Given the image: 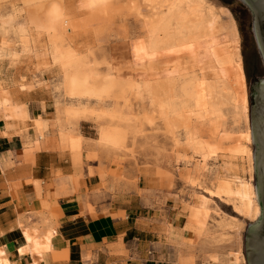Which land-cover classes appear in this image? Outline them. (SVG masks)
<instances>
[{
  "label": "crops",
  "instance_id": "obj_1",
  "mask_svg": "<svg viewBox=\"0 0 264 264\" xmlns=\"http://www.w3.org/2000/svg\"><path fill=\"white\" fill-rule=\"evenodd\" d=\"M23 77L10 76L0 92V264H202L208 249L193 232L198 216L183 217L150 191L144 167L135 184L116 182L111 171H136L119 166L120 151L110 153L117 137L99 143L85 120L71 134L49 95L27 90ZM13 118L28 124L7 127ZM47 232L50 249L32 253L31 238L43 243Z\"/></svg>",
  "mask_w": 264,
  "mask_h": 264
},
{
  "label": "rangeland",
  "instance_id": "obj_2",
  "mask_svg": "<svg viewBox=\"0 0 264 264\" xmlns=\"http://www.w3.org/2000/svg\"><path fill=\"white\" fill-rule=\"evenodd\" d=\"M101 1L99 0L97 3L95 2L91 8H87L83 7L86 6L87 0H0V48L15 55L14 61L11 62L9 59L5 58L3 59L4 62L0 64V92L3 87L9 85L10 76L13 75L14 77H20L22 75V77H27V90H38L44 95L48 94V100L52 104L55 103L54 106L61 105L70 110L83 106L76 101L62 97V73L60 67L56 66V63L51 66L48 61L53 43L47 38L46 39L50 44L45 38L43 39L42 36L39 35V32H37V29L44 31L43 29H46V25L57 21L52 15L56 16L58 13V16L61 17L65 10L74 13H82L85 18L89 15H91L92 18L94 17L93 20L96 21V24L99 27H101L100 32L104 37V41L97 42L94 41L93 38H90L85 40L83 45L79 46L81 53L85 48L91 50V56H93L92 60H94V63L96 64H94L95 67L93 66L94 72L97 73V75L103 76L106 73H109V71H107L109 68H112L114 69L112 72L114 71V73L119 74L121 77H125L124 79L126 80H133L137 75H141L140 78L137 79V87L135 90L138 92V96L136 99H134L133 93H128L127 104L121 101L117 103L115 108L107 103L97 106V108L100 107L104 112L111 111L112 118L115 116L114 121L118 124L117 139L119 144L117 145L116 150L110 153L120 151L117 152L121 153L122 156L119 166L124 167L127 165L135 167L136 170L134 175L123 173L119 176H116L114 171H111L113 179L116 182H124L129 185L135 184L140 173L139 169H142L139 167H144L146 170L145 174L149 176V179L153 181L152 183H154L155 186V188L150 191H154L156 195L161 196V200L166 202V205L172 206L174 208L173 210L176 212L179 213V211H181L183 217L193 219L195 216H198L199 221L197 224L192 223L193 232L195 238H199V236L201 239L204 238L205 243L203 245L208 249V251H206L207 254L214 251L217 253L218 257L224 261V264H228L232 257H234L239 251L244 258V264H246L243 247L244 232L247 223H253L256 222V220L253 222L247 221L244 224L239 250L235 248L230 249L231 245L224 246L226 249L221 246L211 249L213 246L211 245V235H209L210 233L208 232L205 233V231L208 228H213V226L219 222L225 220H238L239 216L236 215L228 205L214 197L211 193V189L208 187V180L213 171L214 164L212 162L203 163L199 160L197 161L196 159L193 160L189 158V154L183 144L182 136L179 133L175 134L174 144L172 145V141H170L172 139H169L170 136L164 131L160 117V110L162 113L166 112L168 108L179 112L181 108H186L188 111L190 110L195 114L198 109L197 104L200 103L198 98L201 99L199 96H202L203 94L201 93V86L198 87V85H200L198 81L195 83V75H200V79L204 80L203 82L206 84L212 82L210 80L219 78L220 75H217L218 77L212 75V72L205 64V56H200L201 60L199 61L201 62L195 59V57L190 59L189 55L183 49V45L178 46L177 42L185 39L183 36L184 34H182V36L180 35V37L176 33L177 28L170 16H165L161 22L160 29L154 32L150 38H147L139 27L141 23V15H145L149 24H155L157 18L152 14L144 0H130L131 5H128L126 0H107L108 3L106 0H103L105 3ZM205 1L212 6L213 13L218 17L219 23H223L226 20V13H222L224 10L233 19L237 34L236 46L238 54L240 55L241 68L244 74L240 35L234 15L220 0ZM82 2H85L86 4H83ZM55 6L59 8L60 13ZM55 10L58 12H55ZM138 14L141 15L139 16ZM107 21L111 24V29L105 28V25L108 24ZM169 32H172L170 33L171 35ZM167 36H169L168 40ZM177 37L181 39H178ZM218 38L221 37L218 36ZM169 40L174 42H170V44L173 45L169 44ZM166 43L169 45H166ZM227 43L232 49L233 46L230 42L227 41ZM58 46L57 50H66L67 48L66 42L64 41L58 42ZM132 47L143 48L145 52L147 51L146 53L149 54H161L163 52L161 54L162 57L157 60L159 62L156 61L153 65L146 63L145 66L137 68L133 65V60L130 58L129 54ZM71 48L74 49V46L71 45ZM147 49L150 50V52ZM171 50L173 53L170 52ZM164 52L166 53V57L172 53L171 56L178 61V68L172 67L174 80L169 83L167 82L169 93L167 92L168 94L166 93L160 97L159 101H155L151 89L153 87V81L156 79L157 72H161L162 67L159 66H162L163 64L161 61L165 55ZM194 60H197L198 62L196 63ZM230 73H233L235 76L237 75L235 63H232L231 67L227 68L224 75H229ZM130 75L131 77H129ZM163 75L166 76V73L163 72ZM23 78L26 80L25 77ZM189 81H191V83ZM221 86L222 85H217V92L221 93ZM202 88H205V86ZM230 91V89L229 93L226 91V94H230ZM245 91L247 98L246 82ZM191 95L193 97H190ZM197 96L198 98H196ZM231 96V94L227 95L225 104L221 107V109L223 108L221 130L224 131H221V135L216 141H219V143L221 141L220 145L223 148L230 147L235 141H239L245 150L248 149L247 151L252 153L253 178L251 182L254 186V145L251 139L249 124L248 98L247 115L244 116L243 112L240 110V105H237L238 108H234V103L230 100L232 98ZM189 99L192 101H189ZM195 99L198 101L196 100V102ZM124 105H126L129 109L128 111L131 112L132 116H130V120L128 118L124 119L122 115H120L122 113L121 109L125 107ZM86 108L91 110L93 108L95 109L96 106L92 103L86 105ZM193 122H195V118H193ZM88 126V124L82 125L83 132H90ZM223 133L224 136H222ZM158 153H160L159 156L157 155ZM167 153H169L170 156L168 158H163L162 154L168 155ZM203 169H206L203 181L200 182V184H195L193 179L200 175L203 176ZM177 177H181V179L185 180L187 179L186 184L183 183L187 186L189 191L183 188L182 183ZM256 202L258 204L257 196ZM32 230L33 232H36L35 229ZM22 233L27 235L29 231L25 227L23 228ZM47 236L49 239L50 234L48 235V232L43 238V243L38 237L34 236L31 238L30 245L32 253L40 254V252L42 253L45 250L50 249ZM207 261L208 257L204 256L202 264H207Z\"/></svg>",
  "mask_w": 264,
  "mask_h": 264
},
{
  "label": "bare ground",
  "instance_id": "obj_3",
  "mask_svg": "<svg viewBox=\"0 0 264 264\" xmlns=\"http://www.w3.org/2000/svg\"><path fill=\"white\" fill-rule=\"evenodd\" d=\"M89 1L87 0V4L84 2L86 6L83 7L91 8L92 5L95 2L97 3L99 0ZM126 1L128 5H131L130 0ZM144 1L147 3V6L149 7L152 14L157 18L155 24H149L145 15L138 14L139 16L141 15V23L139 27L147 38H150L154 32L160 29L161 22L165 16H170L177 28V30L175 29L177 31L176 33L179 36L184 34L183 36L185 39L183 41L177 42L178 46L183 45V49L189 55L190 59L195 57V59L199 61L201 60L200 56H205V64L212 72V75H220L219 78L210 80L212 82L208 84L203 82L204 80L200 79V75H195L196 81L194 79L193 80L195 83L198 81L200 84L198 87L201 86L200 88L202 91L200 92L203 93L202 96L198 95L201 97V99L198 98V96L196 97L200 100V103L197 104L198 109L195 114L190 110L188 111L186 108H181L180 112L173 111L168 108L166 112L161 113L160 110V117L164 131L168 134V136H170L169 139H172L170 140L172 141V145L174 144L173 142L175 134L179 133L182 136L183 144L187 153L189 154V158L193 160L196 159L197 161L199 160L203 163L212 162L214 164L213 171L211 172L210 178L208 180V187L211 189V193L214 197L228 205L232 211L239 216L238 220H225L223 222L217 223L213 226V228H208L205 231V233L208 232L210 233L209 235H211V237L209 236L212 241L211 245H213L211 249L217 248L219 246L224 248L226 245H231L230 249L235 248L239 250L244 224L247 221L253 222L257 220L260 216V208L258 206L259 204L256 202L254 190L255 187L251 182L253 178L252 153L247 151L248 149L245 150L239 141H235L232 146L225 148L220 145L221 141L220 143L219 141H216L219 139L221 131H224L221 130L223 117V108L221 109V107H223L222 105L225 104L227 95H232L230 100L233 101L234 108H238L237 105H240V110L243 112L244 116L247 115L246 112L248 97L246 98V81L244 80L245 74H243L241 68L240 55L238 54L236 46L237 34L234 21L224 10L222 13H226V20L223 23H219L218 17L213 13L212 6H210L205 0ZM103 3L105 2L103 1ZM52 8L57 9L58 7L55 6V8ZM55 12L58 11L55 10ZM58 15V13L56 16L52 15L57 21L46 25V29H43L44 31L37 29V32H39V35H41L43 39L47 38L53 43V45L51 44L52 50L49 53L48 61L51 66L56 63V66L60 67V71L62 73V97L76 101L83 106H81L79 109L65 112L61 110L59 105H55L53 113L56 111L57 114L64 115V118L69 125L71 134L76 131L77 125L82 120L92 121L97 128L98 142L105 144L109 142L111 145H113L118 134V124L114 121L115 116L112 118L111 111L104 112L100 109V107L97 108V106L107 103L112 107L114 106L113 108H115L117 103L121 101L127 104L128 93H133L134 99H136L138 96V92L135 90L137 87V79H139L141 75H137L133 80H126L124 79L125 77L123 78L119 74L114 73V71L112 72L114 69L109 67V70L106 69L109 71V73H104L105 75L103 76L97 75V73H95L93 70L95 63L94 60H92L93 56H91V50L89 48H85V50L81 53L79 46L83 45L85 40L90 38H93V40L97 42L104 41V37L100 32L101 27L96 24V21L93 20L94 17L92 18L91 15H89L90 17L87 16L85 18L82 13H74L67 10L64 11L61 17ZM105 26L106 29H111V24L108 23ZM170 33L172 32H169V34ZM218 36L221 38H218ZM167 37L168 40L169 36ZM60 41L66 42V50H57L59 47L58 42ZM227 41H229L233 46L232 49L229 47ZM170 42L171 41L169 40V44ZM167 44L168 43H166V45ZM71 45L74 46V49L71 48ZM148 51L150 52V50ZM129 52L130 58L133 60V65L137 68L145 66L146 63L153 65V63H156L158 59H161V54L163 53L149 54L146 53L147 51L145 52L143 48L136 47H132ZM170 52H172V50ZM172 53H170L167 57L166 53L165 55L163 54L164 57L161 61L163 64L162 66H159L162 67L161 72H157L155 77L156 79L153 81L151 92L155 101H159L160 97H162L167 92L169 93L167 82L169 83L170 81L174 80L172 67L178 68V61L171 56ZM5 58L12 62L14 61L15 55L0 48V64L4 62L3 59ZM197 60L194 61L197 63ZM232 63H235L236 65L237 75L235 76L233 73L224 75L227 68H230ZM197 68L196 70L198 71ZM163 72L166 73V76L163 75ZM129 77H131V75ZM189 82L191 83V81ZM217 85H222L220 87L221 93L217 92ZM203 86H205V88H202ZM18 88L21 91L26 90L22 84H19ZM229 89L231 90L230 94H228ZM226 91H228L227 94ZM190 97L193 96L191 95ZM190 100L191 99H189V101ZM196 100L197 99H195V101ZM92 103L95 104L96 108L88 110L86 105ZM124 106L125 107L121 109L122 113L120 115H122L124 119L128 118L130 120V116H132L131 112L128 111L129 109L126 105ZM106 117L109 119L108 121L105 120ZM193 118H195V122H193ZM27 122L28 121L20 120V118H13L11 120L7 119L5 121L6 126L10 128L11 126H15L16 123L23 126ZM56 124L58 126V122ZM222 136H224V133ZM159 154L160 153L157 155L159 156ZM163 154V158H168L170 156L169 153H167L168 155L165 154L166 156ZM205 170L206 169H203V176L200 175L201 177L198 176L196 180H194L195 184H197L198 181H203L205 177L204 174L206 173ZM207 264H224V261L218 257L216 252L211 251L208 254ZM228 264H244V258L238 251V253L232 257Z\"/></svg>",
  "mask_w": 264,
  "mask_h": 264
},
{
  "label": "water",
  "instance_id": "obj_4",
  "mask_svg": "<svg viewBox=\"0 0 264 264\" xmlns=\"http://www.w3.org/2000/svg\"><path fill=\"white\" fill-rule=\"evenodd\" d=\"M234 15L240 35L253 149L254 187L260 207L248 222L243 247L246 264H264V0H220Z\"/></svg>",
  "mask_w": 264,
  "mask_h": 264
}]
</instances>
